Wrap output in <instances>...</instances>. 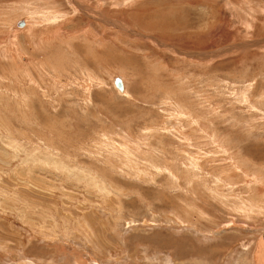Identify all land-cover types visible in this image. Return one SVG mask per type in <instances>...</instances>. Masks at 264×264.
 I'll list each match as a JSON object with an SVG mask.
<instances>
[{
    "label": "rangeland",
    "instance_id": "obj_1",
    "mask_svg": "<svg viewBox=\"0 0 264 264\" xmlns=\"http://www.w3.org/2000/svg\"><path fill=\"white\" fill-rule=\"evenodd\" d=\"M250 261L264 0H0V264Z\"/></svg>",
    "mask_w": 264,
    "mask_h": 264
},
{
    "label": "water",
    "instance_id": "obj_2",
    "mask_svg": "<svg viewBox=\"0 0 264 264\" xmlns=\"http://www.w3.org/2000/svg\"><path fill=\"white\" fill-rule=\"evenodd\" d=\"M16 26L17 27H22V26H24V20H18L17 22H16ZM113 84H114V86L118 89V90H122L123 89V82H122V80H121V78L120 77H114V79H113Z\"/></svg>",
    "mask_w": 264,
    "mask_h": 264
},
{
    "label": "crops",
    "instance_id": "obj_3",
    "mask_svg": "<svg viewBox=\"0 0 264 264\" xmlns=\"http://www.w3.org/2000/svg\"><path fill=\"white\" fill-rule=\"evenodd\" d=\"M246 254V253H245ZM247 256H250L251 257V260L254 259V262H255V252H254V248L250 249V251L246 254ZM254 262L250 261L251 264H253ZM258 263V262H257ZM239 264V263H237Z\"/></svg>",
    "mask_w": 264,
    "mask_h": 264
},
{
    "label": "bare ground",
    "instance_id": "obj_4",
    "mask_svg": "<svg viewBox=\"0 0 264 264\" xmlns=\"http://www.w3.org/2000/svg\"><path fill=\"white\" fill-rule=\"evenodd\" d=\"M24 24H25V21H24ZM122 80V79H121ZM122 82H123V80H122ZM124 90V84H123V89L122 90H119V91H123Z\"/></svg>",
    "mask_w": 264,
    "mask_h": 264
}]
</instances>
